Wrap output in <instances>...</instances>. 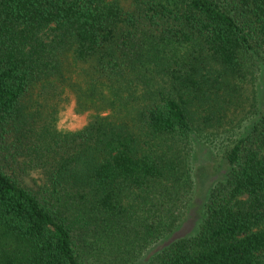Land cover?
I'll list each match as a JSON object with an SVG mask.
<instances>
[{"label": "trees", "instance_id": "trees-1", "mask_svg": "<svg viewBox=\"0 0 264 264\" xmlns=\"http://www.w3.org/2000/svg\"><path fill=\"white\" fill-rule=\"evenodd\" d=\"M263 48L264 0H0V264H133L172 233ZM225 156L145 264H264V108Z\"/></svg>", "mask_w": 264, "mask_h": 264}, {"label": "rangeland", "instance_id": "rangeland-1", "mask_svg": "<svg viewBox=\"0 0 264 264\" xmlns=\"http://www.w3.org/2000/svg\"><path fill=\"white\" fill-rule=\"evenodd\" d=\"M259 60L243 68L244 77L230 81L229 90L225 93L227 109L223 112L220 123H214L206 134L200 136V145L195 154L197 167L196 189L187 204L184 213L174 231L150 246L148 251L133 264H145L156 252L169 242L181 236L194 234L202 220L204 204L212 186L226 177L229 163L225 156L226 149L242 135L247 125L258 116L264 108V48L260 49ZM256 64V65H255ZM253 66V65H252ZM223 101L222 99H219ZM72 103L66 110L64 121L69 127H79L89 119V114L76 113Z\"/></svg>", "mask_w": 264, "mask_h": 264}]
</instances>
